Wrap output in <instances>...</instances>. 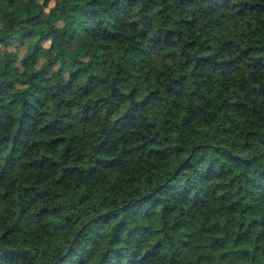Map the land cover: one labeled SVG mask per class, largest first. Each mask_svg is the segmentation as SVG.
<instances>
[{"label": "trees", "instance_id": "16d2710c", "mask_svg": "<svg viewBox=\"0 0 264 264\" xmlns=\"http://www.w3.org/2000/svg\"><path fill=\"white\" fill-rule=\"evenodd\" d=\"M0 264H264V0H0Z\"/></svg>", "mask_w": 264, "mask_h": 264}, {"label": "rangeland", "instance_id": "374dc122", "mask_svg": "<svg viewBox=\"0 0 264 264\" xmlns=\"http://www.w3.org/2000/svg\"><path fill=\"white\" fill-rule=\"evenodd\" d=\"M9 49L15 50L18 55H20V53L23 51V48L21 46L20 47H16L15 44L12 47H10Z\"/></svg>", "mask_w": 264, "mask_h": 264}]
</instances>
